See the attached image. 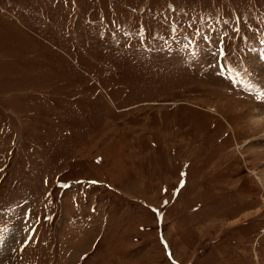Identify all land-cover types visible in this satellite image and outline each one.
Returning <instances> with one entry per match:
<instances>
[{"label":"rangeland","instance_id":"1","mask_svg":"<svg viewBox=\"0 0 264 264\" xmlns=\"http://www.w3.org/2000/svg\"><path fill=\"white\" fill-rule=\"evenodd\" d=\"M256 116L264 0H0V264H264Z\"/></svg>","mask_w":264,"mask_h":264},{"label":"bare ground","instance_id":"2","mask_svg":"<svg viewBox=\"0 0 264 264\" xmlns=\"http://www.w3.org/2000/svg\"><path fill=\"white\" fill-rule=\"evenodd\" d=\"M252 119L254 121V124H256L257 126H259L260 128H263L264 127V123H263L264 121H262L260 117L256 116V117H253ZM257 180H258V176H257ZM238 229H239V227L237 228V231H238Z\"/></svg>","mask_w":264,"mask_h":264}]
</instances>
